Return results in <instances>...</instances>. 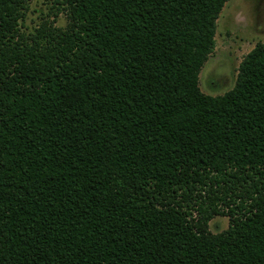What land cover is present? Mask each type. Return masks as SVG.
I'll use <instances>...</instances> for the list:
<instances>
[{"label": "trees", "instance_id": "16d2710c", "mask_svg": "<svg viewBox=\"0 0 264 264\" xmlns=\"http://www.w3.org/2000/svg\"><path fill=\"white\" fill-rule=\"evenodd\" d=\"M228 1L0 0V264H264V41L200 87Z\"/></svg>", "mask_w": 264, "mask_h": 264}, {"label": "rangeland", "instance_id": "374dc122", "mask_svg": "<svg viewBox=\"0 0 264 264\" xmlns=\"http://www.w3.org/2000/svg\"><path fill=\"white\" fill-rule=\"evenodd\" d=\"M53 4L54 0H29L23 29L33 30L44 17L53 19ZM68 22L67 14L60 12L56 25L66 27ZM260 41H264V0H229L218 19L216 47L200 74L202 91L218 95L230 90L241 62ZM228 226L225 216L215 217L210 223L213 232Z\"/></svg>", "mask_w": 264, "mask_h": 264}]
</instances>
